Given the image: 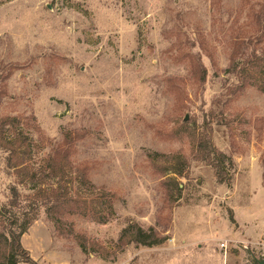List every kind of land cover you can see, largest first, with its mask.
<instances>
[{
	"label": "rangeland",
	"instance_id": "obj_1",
	"mask_svg": "<svg viewBox=\"0 0 264 264\" xmlns=\"http://www.w3.org/2000/svg\"><path fill=\"white\" fill-rule=\"evenodd\" d=\"M252 53L264 57V0H0V121L14 119L28 168L0 148V207L11 187L39 206L20 239L31 260H264V94L225 72ZM195 131L232 159L223 181ZM50 160L112 196V215L107 202L50 211ZM129 226L160 243H131Z\"/></svg>",
	"mask_w": 264,
	"mask_h": 264
},
{
	"label": "trees",
	"instance_id": "obj_2",
	"mask_svg": "<svg viewBox=\"0 0 264 264\" xmlns=\"http://www.w3.org/2000/svg\"><path fill=\"white\" fill-rule=\"evenodd\" d=\"M225 72L229 76H235L241 80L243 86L249 85L250 83V85L255 86L259 92L264 94V57L258 58L254 53L249 54L242 63L236 64L232 62ZM13 122L14 119L10 118L0 121V148L6 153L5 161L9 169L14 170L18 175L27 174L28 168L22 162L23 157L26 155V152L22 150L24 143L21 141L19 134H15L13 131ZM6 127L10 129L5 130ZM5 133L12 134V137L6 138ZM192 138L195 143L196 154L199 155L202 161L206 160V163L215 170L219 181H223L221 178L225 171L223 163L227 159L231 168L233 167L232 159L230 157L227 158L222 153L216 152L212 148V144L205 142L203 133L195 131ZM208 145H210L209 148ZM57 164L58 161L50 160L49 177L55 181V187H52L49 191L51 199L54 201L50 204V211L66 208V205L74 203V205L82 204L84 211L92 209L94 214L104 215L98 211L97 206L99 204L98 202H107V212L109 215H112V196L96 189L84 175L79 176L76 173H71L70 175L64 174L63 166L61 167ZM171 167L167 169V171H170V174L178 177L183 176L184 168L178 169L177 166ZM75 184H77V189L87 187L88 195L81 197L79 192L71 189ZM10 195V200L4 206L0 207V246H3L0 252V264H35L29 257V254L22 248L20 239L27 233L29 227L36 220L35 211L38 210L39 206L36 202L27 207L21 206V195L17 187H11ZM105 221L107 220H103L100 223H105ZM130 231H132L133 235L130 240L131 243L147 247L160 243L155 238L156 236L151 229L144 231L140 227L129 226L124 230L125 233Z\"/></svg>",
	"mask_w": 264,
	"mask_h": 264
},
{
	"label": "water",
	"instance_id": "obj_3",
	"mask_svg": "<svg viewBox=\"0 0 264 264\" xmlns=\"http://www.w3.org/2000/svg\"><path fill=\"white\" fill-rule=\"evenodd\" d=\"M257 264H264V260H258L256 259Z\"/></svg>",
	"mask_w": 264,
	"mask_h": 264
},
{
	"label": "built area",
	"instance_id": "obj_4",
	"mask_svg": "<svg viewBox=\"0 0 264 264\" xmlns=\"http://www.w3.org/2000/svg\"><path fill=\"white\" fill-rule=\"evenodd\" d=\"M220 248L221 249H226V245L225 244H221Z\"/></svg>",
	"mask_w": 264,
	"mask_h": 264
},
{
	"label": "crops",
	"instance_id": "obj_5",
	"mask_svg": "<svg viewBox=\"0 0 264 264\" xmlns=\"http://www.w3.org/2000/svg\"><path fill=\"white\" fill-rule=\"evenodd\" d=\"M261 245L264 247V241L261 243Z\"/></svg>",
	"mask_w": 264,
	"mask_h": 264
}]
</instances>
